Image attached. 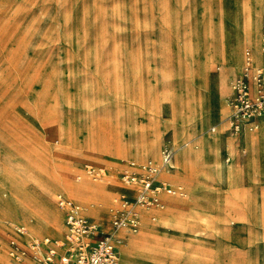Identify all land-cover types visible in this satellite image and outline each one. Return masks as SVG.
<instances>
[{
    "label": "rangeland",
    "instance_id": "1",
    "mask_svg": "<svg viewBox=\"0 0 264 264\" xmlns=\"http://www.w3.org/2000/svg\"><path fill=\"white\" fill-rule=\"evenodd\" d=\"M249 4L262 24L264 0H0V264L29 263L10 245L21 224L30 238L66 239L60 191L105 231L133 205L138 226L117 233L123 264H264V151L249 163L246 137L226 118L254 54L242 34ZM220 52L235 66L224 93ZM219 130L220 156L206 139L197 158V136ZM252 130L264 132L263 115ZM167 147L172 167L158 177L179 191L134 205ZM222 164H236L239 183L214 175ZM126 232L141 236L134 250Z\"/></svg>",
    "mask_w": 264,
    "mask_h": 264
},
{
    "label": "built area",
    "instance_id": "2",
    "mask_svg": "<svg viewBox=\"0 0 264 264\" xmlns=\"http://www.w3.org/2000/svg\"><path fill=\"white\" fill-rule=\"evenodd\" d=\"M246 54V65L237 80L235 94L230 101L232 111L228 115L229 129L236 135L242 133L245 123H252L251 128L258 127L261 116H264V21L261 40L262 63L255 67L250 50H247ZM173 152L167 147L163 150L159 166L150 162L147 164L149 173L140 181L134 205L160 204L163 202L161 190L167 194L179 191L175 184L156 177L162 167H171ZM126 178L130 181L134 176L127 173ZM56 203L65 212L66 240H55L49 236L31 237L27 247H24L21 243L22 236L27 233L28 228L21 224L16 230L22 239L10 240L12 253L16 257L27 258L28 264H123L118 243L124 240L117 233L121 227L129 226L135 229L138 226L139 215L133 205L127 208L125 215L113 219L111 231H105L99 222L84 213L83 207L70 195L58 192Z\"/></svg>",
    "mask_w": 264,
    "mask_h": 264
},
{
    "label": "bare ground",
    "instance_id": "3",
    "mask_svg": "<svg viewBox=\"0 0 264 264\" xmlns=\"http://www.w3.org/2000/svg\"><path fill=\"white\" fill-rule=\"evenodd\" d=\"M261 28H262V24H261L259 9L253 8L250 4L247 5L244 9V14H243V18H242V31H243L242 34L244 35V38L246 39V41L251 42V45L254 48V54L252 55V53H251V58H252V61H253V64L255 67L259 66L262 63L261 62L262 61V57H261V55H262L261 54V40H262ZM235 31H236V39L239 40L240 39L239 37L241 34L239 33V30L236 29ZM219 54H220V59L226 64V69H225V71H223L221 73L220 79H219L220 89L224 93V92L229 91L231 89L229 77L233 74V69L235 68V66L230 64L227 61V56L225 54H223V52H220ZM246 59H247V54H246L245 62H246ZM238 62H242V58H239ZM254 89H256V87ZM244 126L248 127V129L253 132L252 128L248 125V123H245ZM216 128H217V126L212 127L213 130H216ZM201 140H202V138L197 139V141H196V143L198 144L197 158L203 159V157L207 154L206 153L204 154L202 151ZM246 149L248 150V153H249V163H251V160H252L251 158L254 155V153L256 152V143H255L254 139L252 142L247 141V148ZM213 154H214V148H213V145L210 143V155H211V158L215 161ZM159 155H160L159 160H161V154H159ZM210 155L206 156V158H208V157L210 158ZM213 164L215 165V163H213ZM223 165L224 164H222V168H223L222 179L225 181H227L228 179H231L232 185L239 183V179L241 176V170L236 166V164H230L228 166H223ZM171 167H172V164H171ZM159 171L156 174V177L158 179H159V177H158ZM68 189H69L71 195L80 198L79 195H81V194L79 192H75L73 187L68 188ZM234 191L236 193V196L241 197V199L246 200L248 192L238 193L237 190H234ZM28 224H29V229L32 232L33 225L30 223H28ZM121 229L126 231L124 229V227H121ZM125 236L127 238L129 237V239L131 240V245L129 247L131 250H134V248L141 242V236L139 234H133L132 232H126ZM22 237L25 240L30 238L28 230H27V233L25 235H23ZM57 239L63 240L60 237L56 238L55 240H57ZM65 240H63V241H65ZM125 244L126 243H118V246H119V248H121L122 245H125Z\"/></svg>",
    "mask_w": 264,
    "mask_h": 264
},
{
    "label": "crops",
    "instance_id": "4",
    "mask_svg": "<svg viewBox=\"0 0 264 264\" xmlns=\"http://www.w3.org/2000/svg\"><path fill=\"white\" fill-rule=\"evenodd\" d=\"M261 57H262V55H261ZM222 112H226V111L225 110L223 111V109H222ZM228 115H226V118H228ZM221 124L222 123H220V124L218 123L217 127ZM199 132H197V133H199ZM237 135H239V134H237ZM242 135L246 137L247 141L252 142L253 139L255 140L256 150L258 149L260 152L264 151V132H263V130H259L255 133H253L252 131H250L248 129V127L244 126V129L242 131ZM201 138H202L201 144L204 143V141H206V139L209 140V142L213 145V148H214L213 156L215 157V154H217L216 156L219 157L220 152H221V146H222L220 130L217 131V133L214 135V137L212 135L208 136V137L197 136V139H201ZM197 139H195V141H197ZM232 144H233L232 142H229L227 145V148L229 151H233V145ZM263 167H264V165H263ZM214 171H215L214 175H217L219 177V180H221L222 179V172H223L222 166L220 167V169L219 168L217 170L214 169ZM87 187L88 186H86V188L83 186H73V189L75 190V192H79L83 196L81 201L86 202V203H94L95 205H101L100 201L98 200L96 193L94 191L90 190L89 187L88 188ZM248 197H249V194H247L246 200L248 199ZM163 201L166 202V200L164 198H163ZM181 232L183 234L184 232H186V230H183Z\"/></svg>",
    "mask_w": 264,
    "mask_h": 264
}]
</instances>
